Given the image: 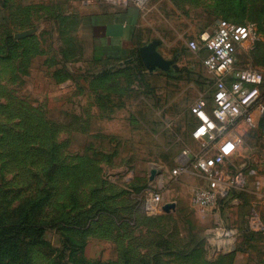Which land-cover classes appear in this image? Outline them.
I'll list each match as a JSON object with an SVG mask.
<instances>
[{
	"label": "rangeland",
	"instance_id": "374dc122",
	"mask_svg": "<svg viewBox=\"0 0 264 264\" xmlns=\"http://www.w3.org/2000/svg\"><path fill=\"white\" fill-rule=\"evenodd\" d=\"M52 1L47 15L32 16L28 37L7 39L9 32L0 30V226L23 219L59 224L57 230L49 227L38 244L24 246V263L12 261L7 248L0 250V264H143L138 250L150 249L153 231L159 235L172 226V232L177 228L189 238L204 239L224 218L215 217L217 209L204 212L191 203L205 185L193 165L187 174L172 173L183 150L193 160L222 148L227 153L223 176L243 164L253 168L248 187L254 193L243 195L242 203L245 213L253 209L264 222V113L256 112L253 129L230 127L206 147L192 141L190 108L215 82L204 74L203 52L187 48L190 39L180 40L172 72L149 71L137 56L111 66L92 54L83 16L89 2L152 12L172 0ZM65 1L71 6H60ZM177 3L194 22L215 15L247 26L250 38L238 46L235 68L264 75V0ZM70 8L81 15L68 19L64 10ZM165 41L157 50L172 54ZM260 91L264 103V82ZM152 169L156 176L150 181ZM149 192L162 206L178 203L183 211L165 219L162 207L147 212ZM237 232L244 253L236 264H264V234L243 227ZM173 233L177 240L179 233ZM122 251L128 252L123 263Z\"/></svg>",
	"mask_w": 264,
	"mask_h": 264
},
{
	"label": "crops",
	"instance_id": "0c3cea01",
	"mask_svg": "<svg viewBox=\"0 0 264 264\" xmlns=\"http://www.w3.org/2000/svg\"><path fill=\"white\" fill-rule=\"evenodd\" d=\"M50 1L52 0H0V30L4 29L9 32L7 39L17 40L28 37L26 33L33 29L32 16L37 14L38 11L40 14L47 15ZM65 2H62L60 6H71L69 1ZM71 2L73 5L74 0H71ZM52 3H54V0ZM163 5L165 4L158 6L159 10L152 12L150 10L151 18L145 20L149 12H143L137 7L114 5L107 8V6L103 7L99 3L89 2L84 7L85 15L83 16L85 17L84 24L86 23L88 28L92 54L95 58L98 57L102 61L111 64V66L120 65L136 56L140 57V49L151 43V41L165 39L167 41H165L164 46L167 52L172 50V54L165 55L164 51L159 50L158 52L165 60L174 61L176 55L180 53V40L199 39L201 35H212L216 30L219 20L215 15L208 22H194L191 14H188L187 10L179 6L177 0H172V4ZM73 8L67 11L64 10L65 17H68V19L75 14L81 15L78 14V11H73ZM156 16L160 18L159 21L151 20L152 17L155 18ZM162 19L165 20V24H168L167 26L162 23ZM77 24H80V18ZM159 41L157 42L159 43ZM200 50L205 56V52L202 49ZM175 66L176 64L173 62V65L169 68L171 72ZM203 69L206 70L204 67ZM204 74L207 78L214 80L213 75L207 70ZM158 75L164 77L161 73ZM214 91L215 86L211 91L201 90L202 94L200 96L205 100L208 111L213 107ZM191 116L196 122L192 114ZM192 129L189 132L190 139H192ZM192 141L201 145L195 140ZM223 168L224 163L221 170ZM200 176L203 177L201 174ZM203 179L205 180V178ZM250 180L251 178L248 179L247 187L251 185ZM259 185H255L254 188L258 190ZM247 187L243 191H235V195H230L226 204L218 205V208H206L204 212L217 209L215 217L220 218V216H223L222 218H224L222 224L218 226L221 229H232L236 232L241 227L245 229L248 212L245 213L246 209L243 207L242 196L247 193L248 195L254 193L251 188L248 187V189ZM173 204L174 208L169 212H161L162 219L173 218L176 213L182 210L178 203ZM184 213H186V210H184ZM229 221L232 225H229ZM246 230L249 231L247 228ZM173 232L179 233L177 240L172 239ZM173 232L172 226L169 227L168 232L167 230L161 231L159 235L156 234V231H153L155 238L152 240L150 249L140 247L138 250V255L141 257L143 264H236L238 255L244 253V250L240 249L239 233L236 240L216 239L213 236V231L210 230L208 236L204 239L194 240L193 237L189 238L183 235L184 233L177 228ZM126 260L128 261V252L122 251L120 261Z\"/></svg>",
	"mask_w": 264,
	"mask_h": 264
},
{
	"label": "built area",
	"instance_id": "2783aa9c",
	"mask_svg": "<svg viewBox=\"0 0 264 264\" xmlns=\"http://www.w3.org/2000/svg\"><path fill=\"white\" fill-rule=\"evenodd\" d=\"M249 38L250 30L247 26L220 20L212 35H201L197 41L190 40L187 43V48L192 52L200 49L205 52L202 65L213 75L215 82L212 109L207 110L202 98L190 108V113L196 120L191 137L202 147L220 138L230 127L243 125L255 128L256 112L264 113L260 91L264 75L254 69L235 68L237 46ZM226 154L222 148H217V152L212 155L194 156L193 160L188 151L183 150L180 154L178 165L172 173L187 174L193 165L206 181V185L192 195L195 207H216L220 201L228 200L232 191L245 190L248 179L255 176V170L245 164L228 176L221 175ZM144 207L149 213H157L162 207L158 195L149 192ZM246 228L249 232L264 234V222L253 209L246 218ZM213 236L216 239L236 240L238 232L217 227L213 230Z\"/></svg>",
	"mask_w": 264,
	"mask_h": 264
},
{
	"label": "trees",
	"instance_id": "16d2710c",
	"mask_svg": "<svg viewBox=\"0 0 264 264\" xmlns=\"http://www.w3.org/2000/svg\"><path fill=\"white\" fill-rule=\"evenodd\" d=\"M227 21V20H226ZM232 23V22H231ZM236 24V23H234ZM235 195V191L231 192V195ZM228 200H222L219 202V205L226 204ZM58 220L48 221L41 224H28L26 221L21 220L18 223L12 225H2L0 226V250L7 248L12 251V261L15 263L20 262L19 259L23 260L24 263L27 259L26 253L22 254V251L25 250L24 246L36 245L42 239V235L49 228L58 229ZM246 230V228L244 229ZM29 231H33V235H27ZM24 247V248H23ZM23 248V250H22ZM127 261V260H126Z\"/></svg>",
	"mask_w": 264,
	"mask_h": 264
},
{
	"label": "water",
	"instance_id": "95a60500",
	"mask_svg": "<svg viewBox=\"0 0 264 264\" xmlns=\"http://www.w3.org/2000/svg\"><path fill=\"white\" fill-rule=\"evenodd\" d=\"M158 42L154 41L146 46L142 47L140 49V57L144 63V65L147 67L149 71L155 70V69H160L163 71H170V67L173 65V60H165L162 55L158 52L157 46ZM156 176V171L154 169L151 170L149 180L152 181L154 180ZM173 203L169 204H164L162 206V211L163 212H169L171 209L174 208Z\"/></svg>",
	"mask_w": 264,
	"mask_h": 264
}]
</instances>
